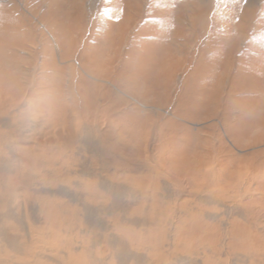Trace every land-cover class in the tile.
<instances>
[{
  "label": "rangeland",
  "instance_id": "1",
  "mask_svg": "<svg viewBox=\"0 0 264 264\" xmlns=\"http://www.w3.org/2000/svg\"><path fill=\"white\" fill-rule=\"evenodd\" d=\"M0 37V160L10 162V168L13 163L12 168L18 171L17 158L34 157L36 165L28 172L33 182H38L32 183L35 188L44 184L57 192L62 187L74 195L73 199L40 195L33 186L30 192L18 190L19 200L15 199L34 207L28 213L36 218L31 227L37 235L50 239L52 233L43 217L46 214L56 229H68L75 224L69 211L74 210V203L70 200L86 203L88 214L81 208L77 212L105 227L123 215L110 209L114 201L125 205L128 215L136 210V218H167L173 214L166 199L162 201L158 194L156 199L153 196L152 204H145L147 212L141 213L142 192L152 187L149 179L131 174L136 175L133 181L111 159H107L110 165L102 168L96 154L80 141L65 149L56 144L45 154L34 145V140L50 137L55 129L67 128L69 132L73 124H80V129L87 126L96 135L93 144L102 137L107 142L133 145L135 155L142 147L143 154L153 153L159 169L169 173L171 191H178V186L186 189L177 177H190L200 165L198 160L202 162L204 158L216 174L226 172L227 177L221 176L223 180L218 176L219 187L228 192L232 188L224 180L236 181L241 177V187L234 186L239 194L246 192L240 203L264 208V0H0ZM8 175L13 174L0 171L3 204L12 192ZM101 184L117 187V197L110 200ZM93 192L99 197L89 200L86 193L91 197ZM37 194L70 207L62 210L40 200L43 202L39 206L44 209L41 214L35 203ZM219 196L232 211L213 202L209 204L215 219L211 223L206 221L208 239L196 233L207 245L197 247L201 252L195 264H253L250 254H256L261 247L248 234L249 218L241 219L233 213L238 199L231 204ZM157 199L163 202V208ZM200 205L197 208L203 209ZM197 208L193 209L194 218L202 217ZM0 209H4L1 204ZM255 222L264 231V217ZM132 228L129 235L133 239L142 238L149 245L155 237L154 242L162 243L164 236H147ZM89 231L77 235V246L81 248L84 243L88 247L87 242L94 244L92 240L98 236L93 255L100 253L101 264H111L105 255L107 245L100 243L110 230ZM185 232L180 235L182 242L188 239ZM16 233L23 235L21 231ZM261 234L258 241H264V232ZM47 244L45 240L36 248L45 256L60 260L56 251L51 255L47 252ZM3 251L19 260L20 256L10 247L0 245V256ZM226 258L229 262L224 261ZM128 263L135 264L133 260Z\"/></svg>",
  "mask_w": 264,
  "mask_h": 264
},
{
  "label": "bare ground",
  "instance_id": "2",
  "mask_svg": "<svg viewBox=\"0 0 264 264\" xmlns=\"http://www.w3.org/2000/svg\"><path fill=\"white\" fill-rule=\"evenodd\" d=\"M8 4H7V6H9ZM11 13H10V15H11ZM8 17H9V15H8ZM42 17H43V15H42ZM14 25H15V23H14ZM18 28H19V26H18ZM26 31H28V30H26ZM4 42L5 41H3V44H4ZM9 58H11V57H9ZM63 72H65V70ZM45 78H46V76H45ZM51 91H53V90L51 89ZM58 91H60V90L58 89ZM54 92H55V90H54ZM23 106H25V105H23ZM10 108H11V106H10ZM27 108H28V106H27ZM14 116H15V113H14ZM26 116H28V115H26ZM67 117H69V116H67ZM32 120L35 121L34 118ZM40 120H42V119H40ZM23 121H21V122H23ZM48 121H49V119H48ZM19 123H20V121H19ZM23 124H25V123H23ZM61 124H62V122H61ZM16 126L18 128L19 124L16 125ZM23 126H25V125H23ZM35 126H36V124H35ZM81 127L82 126H80V124H79V126H76V127L73 124L72 128L71 129L69 128V132H67V130H68L67 128H64L62 130L61 129L60 130H56L55 129V131L51 132L50 137H48L46 139H42V140L36 139V140L33 141V143H34L35 146H37V147H39L41 149V150H39V151H41V153H44V152L45 153H49V152H46V151H50L52 149V147L54 145H56V144H59L60 148H64L65 149V148L70 147L73 143H75L77 141H80L81 144H83V147L85 146L88 150H90L91 152L96 154L95 156L100 160V164H101L102 168L103 167L105 168V166H107L109 164V163L107 164V159H111L115 163V167H118L120 172H122V173L128 172L129 173L128 178H131L133 181L135 180L136 175H134V177H135L134 178L133 176H131V174H138V175H141L143 179L144 178L145 179H147V178L149 179L148 183H150L152 187H150V186L146 187V190L144 192H142V195L140 197L141 199H143V203H142L143 205H140L141 213H146L147 212L146 209H144V206H146L148 203L149 204L151 203V201L153 199V196L156 199L157 198V194H158V195H160L162 197L161 198L162 201L164 199H166L165 203L167 205L171 206L173 214L170 215L167 218H154V217L146 218L145 217L146 215H144L143 217L136 218L135 217L136 215L134 216V213L136 212V210L132 211L133 215H130V214L128 215V214L125 213V210L127 211V209H125V205H118V203H115V201H114V202H112V207L110 209L112 210L113 213L118 210L120 213H123V215H119L117 217L116 221L113 220V222H111V225H107L105 227L104 225L101 226V224H98L99 221L97 219H96L97 221H91V219L88 218L85 215V214H88V211L85 212L86 203H84L83 201L80 202V201H77V200H70V201H72V203H74L73 204L74 205V210H69V211H70V213H72L74 215V219L76 221L75 224H72L70 226V228H68V229L67 228L56 229V228H54L52 223H50V221L48 220L49 218H48L47 214H46V216L43 215L44 219H47L46 223L49 224L50 232L52 233V234H49L50 239H47L43 235L42 236L40 234L37 235L32 230L31 226L35 224L34 220L36 218L35 217H29V213L28 212L29 211L32 212L34 210V207L30 208L27 205L25 200L21 201V203L18 202V200H19L18 197H20V196L17 197L18 190L19 189L20 190L24 189L23 190L24 192H27V191L30 192L29 189L33 186L32 188L34 189L35 193H39L40 195H46V196L50 195L51 197H55L54 195H59L60 197H70L72 199H73L74 195L73 196L69 195L65 189H62V187L60 188L61 190L59 189V190H57V192L52 191V190H48V189H51V188L45 187L44 184H39L40 188H35L34 185H32V183L38 184V182H33L32 176L28 172L29 169H33L35 167V165H36V162L34 161V157L33 158L25 157L27 155L22 154V155H25V156L17 158L18 160L16 159L17 160L16 164L18 165V171H15V169L12 168V164L13 163H11V168H10V162L1 161L0 160V171H4V172L7 171L8 174L9 173L13 174L12 177L10 175H8L10 177L7 180L8 183L10 184V186L12 187V192H10V195H9L8 200L6 201V203L3 204V201L0 203L1 205L4 206V209H0V245H2V246L5 245V246L10 247L12 249V251L14 253H16V255L20 256L19 260H18L17 258H13L12 256H10L9 255L10 253H8V251L7 252L3 251L4 254L2 256H0V257H3V259L0 258V264L1 263L2 264H36V261H37L38 264H44L45 261H48L49 264H101L102 261L99 259L100 256H98V255H100V253H97L96 256H95V255H93V251H92V248H95V245L96 246L98 245V244H96L97 241H98V236H95V239L92 240L93 241L92 243H94V244L91 245L90 241L87 242L88 247H86L87 245H85L83 243V246L81 248H79L77 246V244H76L78 242L75 239V238L78 237L77 235H79L81 233H85V234L89 233L90 232L89 231L90 228H93V229L98 228L100 230V232H102L101 230H103V232L107 231V230L108 231L110 230L109 233H106L104 235L103 240L100 243H104L105 245H107L106 246L107 249L105 250L106 251L105 255L108 256L107 258H109L112 261L111 264L115 263L114 261H116V264H127L128 261L131 262V260H133L135 262V264H195V263H197L199 261L198 256H199V254L201 252L200 251L198 253L199 248H197V247H201L200 249H202L203 247H206V245H207L206 242H203L204 241V240H202L203 238H201V237H203V235H206V239H208L207 235H209V234H206V233L209 232L207 230L208 229L207 227H208L209 224H207L206 221L208 223H211L215 219V216L210 211V207H209L210 205L209 204L211 202H213V203H215V204H217L219 206H222V207L228 209L230 212L232 211L230 207L225 205L224 201H222L221 199H219L217 197V195L218 196L220 195L219 197H222V198H224L226 200H229V202H231V204L232 203L235 204L236 200L237 199L239 200V202L236 203L235 207H233L234 208L233 213L235 215L239 216L241 219L249 218V220L246 219V221L248 222V224H247V227H248L247 229L249 230L248 234L253 236V238L255 239L254 242H256V244H258L261 247L260 250H259L260 252L257 251V253L255 254L254 251H252L254 254L253 253L252 254L249 253L250 255H252L250 261L253 264H264V241H261V240L258 241V239L260 238V235L262 236L261 231L262 232H264V231L261 230V227H258L259 226L258 222H255V220L258 221L259 218L261 219V218L264 217V208L262 206H261L262 208L258 207V205H256V206L251 205L250 206L249 205L250 203H245L244 202L243 205L240 203L242 201V199L245 197V193L246 192L244 191L241 194H239L238 191L236 192L234 190L235 189L234 186L237 185V186L241 187V185H240V183L242 184V180L240 179L241 177L237 178L236 181L234 179H231V178L224 180L225 183L229 184L228 186L232 188V189H229L228 192H227V191L223 190L221 187H219L220 180L218 178V176H220V179L223 180L222 178L224 176L227 177L224 174L226 172L225 171H224V173L223 172H218V174H216L214 172V170L212 169V165H210L203 158L202 162H199V160H198V163L200 165L198 166V168H196V170L192 171L193 174L190 177L184 176V177L181 178L180 175H179V177H177L179 184L186 185L185 187H187L186 188L187 190L184 187L178 186V191H175V190L171 191L170 188H169L170 182H168L169 173L167 171H165L166 169L165 170L159 169L160 167L156 164L157 163L156 160H155L156 157L153 155V153L150 154V153L146 152L147 154L146 153L143 154L142 149H144V148L142 147V148H138L140 150H138V154L135 155L134 154V149H133L134 147H132L133 145L132 146H130V145L126 146V145L123 144L124 142L120 143V141H115L114 142L112 140L107 142L106 140L101 139L102 137L98 140V142L96 144H93V142H92L93 139L96 142V135L95 134L93 135L92 134L93 132L91 133L87 126H85V127L83 126V128L80 129ZM23 130H25V132H26V129H23ZM79 131H80V133H79ZM245 131L247 132V131H249V129H245ZM96 134H98V133L96 132ZM11 136H13V134ZM79 137H80V139H79ZM35 138H38V137L35 136ZM97 139H98V137H97ZM23 143H24V141H23ZM25 143H27V142H25ZM6 146L8 147V145H6ZM74 147L77 148V146H74ZM2 151L0 153H2ZM56 152L57 151H55V154H56ZM4 154L6 155V152ZM44 157H46V156H44ZM76 159H78V158H76ZM158 159H160V158H158ZM57 160H60V159H57ZM56 163H57V161H56ZM63 163H65V160H64ZM72 166H75V165H72ZM165 167H166V165H165ZM187 170L188 169H186V171ZM89 171L95 172L92 169H89ZM30 172H31V170H30ZM169 172H171V171L169 170ZM87 175L93 176V177L96 176L95 173H87ZM175 175H176V173H175ZM221 176H223V177H221ZM50 179H51V177H50ZM169 179L171 180V178H169ZM3 181H5V180H3ZM262 185L263 184H261V186ZM135 186H137V185H135ZM139 186H141V185H139ZM100 188L107 192L109 199L110 198L112 199V196H114V195L116 197L118 195L117 194L118 188L114 187L113 184H107V185L106 184L105 185L101 184ZM156 189L159 190L158 193L155 192ZM205 189H210V191H206ZM25 194H28V193H25ZM40 195H38L37 196L38 198H36V202L35 203L38 204V205L36 204L37 206H39L40 203L42 204V202L44 200H47L48 204L52 203L53 207H56V208L62 209L65 206L70 207L68 205H64L63 203H65V202H63V201L61 202V201H56V200H50L49 198H45L44 199ZM126 195L127 194H125V196ZM86 196L89 198V200H90V198H91V200L92 199L96 200L99 197L95 192L92 193L91 197L89 196L88 193H86ZM120 196H121V194H120ZM182 196L184 198L183 201H182ZM116 197H113V198L115 199ZM15 198H17L18 200L15 199ZM254 198H256V197H254ZM0 199H1V196H0ZM40 200H43V201L40 202ZM157 200H158L157 202L159 204H161V207L163 208V205H162L163 202L160 199H157ZM248 200H250V199L248 198ZM253 202H256V201L253 200ZM75 203H77V204H75ZM200 204H202L203 209L202 208H200V209L197 208V206L200 205ZM151 207L152 206H150L148 208L151 209ZM79 208H81V210L85 212L84 215L81 214L80 211L77 212V210H79ZM128 208H129V206H128ZM194 208L198 209L197 211H199V215L202 214V217L200 215V218L199 217L198 218H194V215H196V214H193V212L195 213V211L193 210ZM49 210H51V209H49ZM39 211H40L41 214L44 213V209L42 207H40V206H39ZM46 213H48V212H46ZM151 213L152 212H150V214ZM48 215L50 216V214H48ZM176 215H178V216H176ZM199 215H197V216H199ZM30 218H32V219H30ZM252 219L254 220V222L251 221ZM79 220H81V221L79 222ZM231 225H232V223H231ZM224 226H225V224H224ZM132 227H134L136 229H140V232L146 233L147 236H148V234H151V235L152 234H154V235L156 234L155 236L162 235V238L164 236V238L162 240V243H161L160 238H158V237L157 238L160 240V243H159V241H158V243L154 242V240H155V237H154V240H152L153 241L152 244H149V245L147 244L148 243L147 241L143 242V240H141L142 238L141 239L140 238L137 239L135 234H134V236H135L134 238L135 239H133V237L131 235H129V232L133 231ZM20 231L23 232L22 237H20V235L16 233V232H20ZM183 231H186L185 233L188 234L187 235L188 239L186 238V240L184 239V241L182 242V240H180V235H181V232H183ZM13 233H15V234H13ZM72 233H75V237H72ZM158 233H160V234H158ZM196 233H200L199 235H202V236L198 237ZM211 233H213V232H211ZM93 235H94V233H93ZM137 236H139V235H137ZM211 236H213V235H211ZM23 238L25 240H23ZM209 238H210V236H209ZM263 238H264V236H263ZM238 239H239V237H238ZM45 240L47 242H49V244H47L49 247L48 248L45 247L47 252H49L50 255H51L52 252L56 251L58 253V255H59L60 260H58V259L55 260L56 258H54L52 256L49 258V255L45 256V253L40 252L36 248L37 247L36 245H41V243L43 241H45ZM218 240H220V239H218ZM210 243L212 244V242H210ZM159 244H160V246H159ZM224 245H226V244H224ZM229 247H230V244H229ZM229 247H226V248H229ZM239 247L241 248V246H239ZM123 248H127V249H123ZM158 250H160V254L158 253ZM241 250H242V248H241ZM236 251H237V249H236ZM206 252H208V251L206 250ZM146 253L148 255H146ZM149 253L151 255H149ZM213 257H214V255H213ZM239 259H241V257ZM225 260H228V259L226 258V259H224V261ZM242 260H243V258H242ZM238 261L236 263H238ZM228 262H229V260H228ZM219 263H221V262H219ZM224 263H226V262H224Z\"/></svg>",
  "mask_w": 264,
  "mask_h": 264
}]
</instances>
